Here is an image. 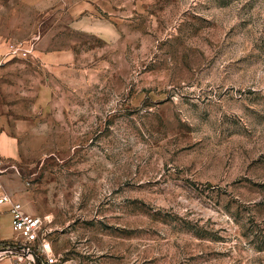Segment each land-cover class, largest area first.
<instances>
[{
    "label": "rangeland",
    "instance_id": "obj_1",
    "mask_svg": "<svg viewBox=\"0 0 264 264\" xmlns=\"http://www.w3.org/2000/svg\"><path fill=\"white\" fill-rule=\"evenodd\" d=\"M35 1L0 0L36 48L0 72L2 187L57 264H264V0Z\"/></svg>",
    "mask_w": 264,
    "mask_h": 264
},
{
    "label": "built area",
    "instance_id": "obj_2",
    "mask_svg": "<svg viewBox=\"0 0 264 264\" xmlns=\"http://www.w3.org/2000/svg\"><path fill=\"white\" fill-rule=\"evenodd\" d=\"M35 38L28 42L7 41L0 48L4 47L2 54L4 57H23L29 58L35 53ZM18 171L17 166L12 160L6 158L1 151L0 141V178L10 171ZM8 207L11 216V228L13 241L6 243L0 248V257H15L13 264H34L32 253H35L40 264H57L58 259L54 255L50 234L52 230L46 226L41 216L25 211L23 204L14 199L12 194L0 188V208ZM3 249L16 250L13 254L3 251Z\"/></svg>",
    "mask_w": 264,
    "mask_h": 264
},
{
    "label": "crops",
    "instance_id": "obj_3",
    "mask_svg": "<svg viewBox=\"0 0 264 264\" xmlns=\"http://www.w3.org/2000/svg\"><path fill=\"white\" fill-rule=\"evenodd\" d=\"M23 1L25 3H28V4H31V3L36 4L35 0H23ZM8 38H9V36H7V35H5V34L0 32V46L4 45L5 42L10 41V39H8ZM4 51H5L4 47L0 48V72L3 71L4 65L8 61L11 60V57H4L2 55L4 53ZM72 53L73 52L69 53V52H65V51H63V52L54 51V52H49V53H42V54H40V56L45 61H48L49 63H60V62L64 61L65 59L69 60L70 57H71L70 55L73 56ZM7 122H9L8 117L6 116L4 118V117L1 116V113H0L1 151H2V154L6 158L12 160L13 158L17 159L20 156V145H19V141H18L16 135L14 133H12V131L8 127ZM2 179H4V181L8 180V178L6 177V174L0 178V188L2 187V182H3ZM7 189L5 188L4 190L6 192H8V193L11 192L10 194H12V191H10V190L8 191ZM13 196L16 197V195H14V194H13ZM16 199L21 202L20 198L16 197ZM23 206H24V204H23ZM0 211H1L0 214L3 215L2 218L4 219V222H5L6 226L12 231V228H11V216H10V213L8 211V207L0 208ZM25 211L28 212L26 209H25ZM28 213L36 214V213H33V212H28ZM52 235H53V230H52V232L50 234V237H49L50 239H51Z\"/></svg>",
    "mask_w": 264,
    "mask_h": 264
},
{
    "label": "water",
    "instance_id": "obj_4",
    "mask_svg": "<svg viewBox=\"0 0 264 264\" xmlns=\"http://www.w3.org/2000/svg\"><path fill=\"white\" fill-rule=\"evenodd\" d=\"M3 251H6L7 253H10V254H14L15 252H17L16 250H12V249H7V250L3 249ZM32 259H33L34 264H40L39 259L35 253H32Z\"/></svg>",
    "mask_w": 264,
    "mask_h": 264
},
{
    "label": "bare ground",
    "instance_id": "obj_5",
    "mask_svg": "<svg viewBox=\"0 0 264 264\" xmlns=\"http://www.w3.org/2000/svg\"><path fill=\"white\" fill-rule=\"evenodd\" d=\"M1 254V253H0Z\"/></svg>",
    "mask_w": 264,
    "mask_h": 264
}]
</instances>
